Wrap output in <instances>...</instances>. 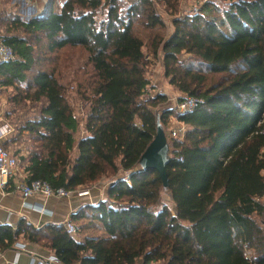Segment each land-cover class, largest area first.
Instances as JSON below:
<instances>
[{
	"label": "trees",
	"instance_id": "16d2710c",
	"mask_svg": "<svg viewBox=\"0 0 264 264\" xmlns=\"http://www.w3.org/2000/svg\"><path fill=\"white\" fill-rule=\"evenodd\" d=\"M197 2L65 0L26 20L2 3L0 38L16 54L0 65L14 128L3 146L53 187L109 183L71 214L76 235L22 219L0 226V250L22 236L59 264H264V0ZM158 62L195 108L161 107ZM170 117L182 131L167 134L164 184L139 159Z\"/></svg>",
	"mask_w": 264,
	"mask_h": 264
},
{
	"label": "crops",
	"instance_id": "0c3cea01",
	"mask_svg": "<svg viewBox=\"0 0 264 264\" xmlns=\"http://www.w3.org/2000/svg\"><path fill=\"white\" fill-rule=\"evenodd\" d=\"M22 1V0H21ZM42 0H38L41 3ZM65 0H61L58 11ZM56 5V4H55ZM20 13L27 17H33L38 7L22 2ZM53 7V4H52ZM55 7V6H54ZM23 10V11H22ZM7 92L0 91V125L10 122L6 119V111L10 105L7 103ZM83 134V131L80 132ZM14 137V130L0 137V144L14 148L11 140ZM25 151H22L23 154ZM26 172L20 161V167L16 174L8 178L4 187L0 186V226L5 225L15 230L19 222L24 219L34 226L44 223H66L72 213H75L85 204H94L107 197L108 179H101L89 187H80L71 192L69 196L45 198L40 195H33L27 199L22 198L16 189L17 183ZM87 192L86 194H78ZM55 255L48 249L36 243L27 241L19 236L13 245L0 250V264H46L49 256ZM251 264H261L252 262Z\"/></svg>",
	"mask_w": 264,
	"mask_h": 264
},
{
	"label": "built area",
	"instance_id": "2783aa9c",
	"mask_svg": "<svg viewBox=\"0 0 264 264\" xmlns=\"http://www.w3.org/2000/svg\"><path fill=\"white\" fill-rule=\"evenodd\" d=\"M23 3L37 6L38 0H22ZM47 6V4H46ZM45 6V7H46ZM44 7V8H45ZM52 7V6H51ZM42 11H38L37 14ZM36 14V15H37ZM46 14V13H45ZM29 17L28 19H30ZM16 59V54L14 53L12 47L6 44L2 38H0V65L3 63H8L12 60ZM200 102L199 98L187 97L182 101L177 102V110L180 112H184L187 110H191L195 108ZM168 135L176 136L180 134L182 129L177 128L174 124L168 125ZM14 128L11 124L3 123L0 125V137L4 136L7 133L13 132ZM20 167V158L13 154V152L3 145L0 144V186L4 187L7 184L8 178L12 175L16 174ZM16 189L20 192L22 198H28L33 195H40L45 198H49L50 196L54 197H62L69 196L71 194V190H67L63 187H53L49 182L32 178L27 172L22 176L20 181L17 183ZM87 192L78 193L80 195L86 194ZM259 199V198H257ZM260 200L264 203V195L261 196ZM65 228L67 233L71 235H76L77 230L76 226L71 222H66ZM46 264H59V260L55 255H51L47 258Z\"/></svg>",
	"mask_w": 264,
	"mask_h": 264
},
{
	"label": "rangeland",
	"instance_id": "374dc122",
	"mask_svg": "<svg viewBox=\"0 0 264 264\" xmlns=\"http://www.w3.org/2000/svg\"><path fill=\"white\" fill-rule=\"evenodd\" d=\"M9 2H11V4L14 6L15 9H17L19 12L20 10L22 9V1L21 0H0V9L2 8L3 6V2H4V6L5 4H7ZM51 0H42L41 3L38 2V5L36 7H38V11H42L44 9V7L47 5H49ZM53 1V8L54 9H58L59 8V5L61 4V0H52ZM197 0H181V3H180V10L183 11V12H189L190 10H192L196 5H197ZM56 4V5H55ZM55 6V7H54ZM161 13H162V16H163V19L165 20L167 26H168V34L170 33L169 31L172 29L171 27V22L169 21V16L165 13L164 9L162 8V6L159 7ZM23 11V10H22ZM38 11H36V13L34 15H36L38 13ZM22 17L26 20L28 19L29 17H27L26 15H22ZM31 17V16H30ZM77 55V54H76ZM80 62L77 61L75 63H73V67L70 69V71H68L65 75V81H68L71 79L72 77V73H71V70H74L77 66H78V63ZM83 62V61H82ZM82 65V63H81ZM152 73H151V82L152 84H154L155 86V89L152 91L153 93L154 92H164V93H167L168 95V100L165 101L164 103L161 104V107H167V108H170V107H174L177 105V101H178V98L179 96H182L181 93H179L176 88L172 85H169L168 84V81L166 79H164V77L162 76V66L161 64L158 62L157 64H155L153 67H152ZM82 110H79L78 113L79 115L81 114ZM174 123V120L172 117L169 118L168 120V124L167 125H170V124H173ZM82 128V125L79 124V129ZM168 129L167 126L164 130L166 136L167 133H168ZM165 197H166V194H165Z\"/></svg>",
	"mask_w": 264,
	"mask_h": 264
},
{
	"label": "water",
	"instance_id": "95a60500",
	"mask_svg": "<svg viewBox=\"0 0 264 264\" xmlns=\"http://www.w3.org/2000/svg\"><path fill=\"white\" fill-rule=\"evenodd\" d=\"M52 4L53 1L51 0L49 5H47L41 13L35 15V17L46 16L47 14H49L52 9ZM167 153V136L161 125L158 124L156 135L151 143L146 147L144 152L141 154L139 164L143 169L157 170L164 184H167Z\"/></svg>",
	"mask_w": 264,
	"mask_h": 264
},
{
	"label": "bare ground",
	"instance_id": "6f19581e",
	"mask_svg": "<svg viewBox=\"0 0 264 264\" xmlns=\"http://www.w3.org/2000/svg\"><path fill=\"white\" fill-rule=\"evenodd\" d=\"M52 9L54 10V8L52 7Z\"/></svg>",
	"mask_w": 264,
	"mask_h": 264
}]
</instances>
